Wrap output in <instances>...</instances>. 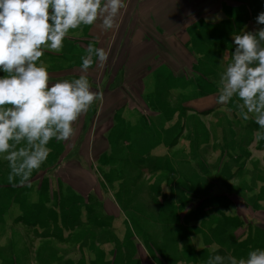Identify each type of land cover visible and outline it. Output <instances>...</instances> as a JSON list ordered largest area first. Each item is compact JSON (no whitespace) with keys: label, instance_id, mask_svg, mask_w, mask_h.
<instances>
[{"label":"rangeland","instance_id":"rangeland-1","mask_svg":"<svg viewBox=\"0 0 264 264\" xmlns=\"http://www.w3.org/2000/svg\"><path fill=\"white\" fill-rule=\"evenodd\" d=\"M190 56L193 64L200 59ZM225 56L223 63L220 57ZM227 56L205 55L193 71L212 75L207 81L218 89L215 76L220 80L227 66L223 64L231 62ZM192 73L180 77L177 85L164 82L157 92L146 91L144 99L151 106L147 120L135 127L122 125L124 132L109 140L106 153L93 159L90 173L97 184L87 194L61 182L57 169L65 158L53 157L55 146L33 170L31 175L40 176L34 186L17 187L26 182L12 176L10 162L0 156L2 246L10 239L14 245L29 237L34 245L47 236L50 243H73L87 238L85 231L104 228L116 231L112 244H143L150 252L153 246L161 258L173 259L193 237L206 243L223 240L226 228L243 222L235 212L264 220V203L259 201L264 197V187H259L264 185V140L255 139L258 126L251 117L248 121L240 117L238 100L208 108L197 104L203 87ZM22 146L25 142L17 147ZM108 201L118 208L115 213L106 212ZM221 213L228 216L223 219ZM7 229H16V236H9ZM37 229L42 235L29 234Z\"/></svg>","mask_w":264,"mask_h":264},{"label":"crops","instance_id":"crops-1","mask_svg":"<svg viewBox=\"0 0 264 264\" xmlns=\"http://www.w3.org/2000/svg\"><path fill=\"white\" fill-rule=\"evenodd\" d=\"M260 11H264V0H256V3L254 0H128L117 29L104 32L99 22L96 26L82 25L69 31L60 52L46 50L40 61L53 81L80 74L81 57L89 43L109 51L105 64H94L86 73L93 90L101 92V99L75 122L73 137L68 141L53 139L49 142L50 151L55 146V151H51L53 157L65 158L57 169L59 178L63 179L61 182L84 194L94 188L96 179L90 173L93 159L106 153L111 147L109 140L124 132L122 125L135 127L141 120H147L151 106L144 99L146 91L157 92L164 82L177 85L180 77L191 75L194 64L190 55H228L229 59L234 48L233 35L241 30L264 27L255 21ZM220 58L224 63L226 56ZM192 74H195L196 84L203 87L197 89L202 94L196 103L204 108L211 107L216 103L218 92L214 83L207 81L212 77L199 79L197 73L193 71ZM215 79L219 81L216 76ZM189 81L187 83L192 84V80ZM33 177L17 187L40 182L38 174ZM230 197L234 201L237 199L235 195ZM259 201L264 203V197ZM105 208L108 214L118 210L110 201ZM235 213L243 222L239 227L226 228L223 240L214 238L206 243L193 237L182 246L183 253L176 250L173 259L161 258L160 251H154L153 246H150V252L143 244H112L111 237L116 231L93 228L83 234L87 238L73 240V243L59 240L50 243L47 236L38 238L39 243L34 245L30 237L13 245L10 239L9 247L0 243V264H207L216 254L246 258L249 251L264 248V220L257 222L251 214ZM219 216L224 219L228 213ZM6 231L9 236H16V229ZM41 232L37 229L29 234L42 235ZM77 234L81 236V233ZM188 244L190 253L192 250L200 256H192L196 261L188 255Z\"/></svg>","mask_w":264,"mask_h":264},{"label":"clouds","instance_id":"clouds-1","mask_svg":"<svg viewBox=\"0 0 264 264\" xmlns=\"http://www.w3.org/2000/svg\"><path fill=\"white\" fill-rule=\"evenodd\" d=\"M128 0H0V156L11 175L29 181L49 155V142L68 141L75 122L101 99L87 71L108 61L109 51L89 43L80 74L53 81L40 61L46 50L60 52L70 30L82 25L108 32L119 27ZM264 25V11L255 17ZM231 62L221 74L216 103L238 100L239 115L258 126L264 140V27L233 35ZM25 142V146L17 147ZM207 264H264V248L247 257H210Z\"/></svg>","mask_w":264,"mask_h":264},{"label":"trees","instance_id":"trees-1","mask_svg":"<svg viewBox=\"0 0 264 264\" xmlns=\"http://www.w3.org/2000/svg\"><path fill=\"white\" fill-rule=\"evenodd\" d=\"M205 57V55H200V59L199 60H197V63H195L194 65H193V67L194 68H196L197 67V65H199V63H200V61L203 59ZM195 72V71H194ZM195 73H197L198 74V77H199V79L202 77V78H205V77H207V78H210L209 76H212V75H206L205 76V72L201 69V70H199V71H197V72H195ZM34 175H31V178L33 177Z\"/></svg>","mask_w":264,"mask_h":264}]
</instances>
